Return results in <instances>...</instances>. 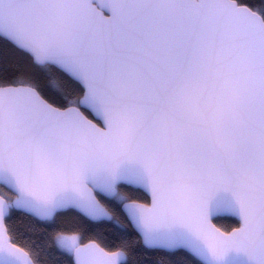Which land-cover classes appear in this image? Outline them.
I'll list each match as a JSON object with an SVG mask.
<instances>
[{
	"label": "snow or ice",
	"instance_id": "obj_1",
	"mask_svg": "<svg viewBox=\"0 0 264 264\" xmlns=\"http://www.w3.org/2000/svg\"><path fill=\"white\" fill-rule=\"evenodd\" d=\"M0 264H264V0H0Z\"/></svg>",
	"mask_w": 264,
	"mask_h": 264
}]
</instances>
